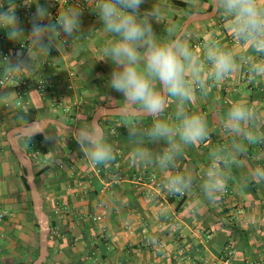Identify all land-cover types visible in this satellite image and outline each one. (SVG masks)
<instances>
[{
    "label": "crops",
    "instance_id": "0c3cea01",
    "mask_svg": "<svg viewBox=\"0 0 264 264\" xmlns=\"http://www.w3.org/2000/svg\"><path fill=\"white\" fill-rule=\"evenodd\" d=\"M184 1L195 8L207 4L204 0ZM12 2L26 36L37 4L47 10L52 6V0ZM0 4L3 5L0 11H7L8 0H0ZM95 7L91 6L87 13L81 15L79 33L71 37L61 34L59 39L53 41L47 56L38 54L31 69L13 74L32 79L38 76L58 78L71 70L72 64H77L74 66L81 69L87 68L92 60L90 56L99 54L100 79L96 81L86 74L81 83L84 92L75 89L72 93L62 94L61 98L68 103L75 97H81L80 94L89 95L92 91L88 102L92 105V98L98 99L95 89H92L97 84V92L102 90L103 94L108 93L113 98L111 95L115 90L109 86V81L114 65L110 60H104L103 53L111 37L104 32ZM152 8L159 9L156 20L152 19V26L160 36H164L168 27H173L184 17L185 10L177 8L173 0H145L141 12ZM222 17L217 14L216 19L197 22L187 31L191 46L195 50L194 45L198 44L201 57L204 45L209 39H214L233 51L237 58V68L231 73L232 89L227 91L220 87V80L211 79L208 81L207 95L197 89L194 99L186 103L189 114L205 117L208 139L184 146L183 154L167 169L144 163L134 165L131 156L135 148L146 147L153 154H159L166 146L163 141H152L143 134L151 127L153 118L106 116L101 121L107 141L113 147L114 161L127 174L149 170L165 177L169 174L191 175L194 178L192 189L183 195H173L163 187L151 198L144 186L127 179L102 193V178L92 172L89 159L81 151V155H75V149L70 150L72 153L65 157L72 160V165L60 158L58 168L50 172L49 182L61 180L59 189L42 188L44 208L47 213L53 212L49 216L50 221L54 220L56 228L63 234L61 241L54 245V257L46 260L47 264H264V181H257L252 176L256 168H264V142L248 144L242 137H236L226 130L223 123L231 104L242 101L253 108L257 115L255 123L249 127L258 134H264V76H254L248 71L250 63L264 60V54L253 52L237 41L228 29L227 19L222 20ZM1 34L0 70H3L6 63L1 51L10 50L19 42L9 41L3 28H0ZM28 50H32L30 44ZM8 59L14 61L12 57ZM44 59L49 65L44 63ZM58 97L43 96L32 86L23 104H18L16 90L11 83L0 86V203L9 211V215L0 220V258L12 255L17 249L20 240L16 235L21 236L19 227L22 224L18 226L20 221L15 220L14 213L19 215L26 212V206L19 207L15 203L19 196L17 176L21 166L17 159L15 161L10 145L7 147L8 140L5 142L4 136L17 122L30 116L25 113L26 109L34 107L44 111L48 104H56ZM176 106L177 101L169 98L167 111L161 114L160 119L177 123ZM114 121L120 133L118 136L108 128ZM130 126L141 130L139 139L143 141L142 144L138 145L129 138L127 128ZM234 139L246 145V154H237L239 165H230L225 169L228 175L226 187L217 194L218 199L209 201L201 188L210 164L209 154L225 146L230 147ZM74 143L79 149L76 140ZM96 180L100 183L98 193L93 183ZM102 208L105 211L103 220L94 221L90 216Z\"/></svg>",
    "mask_w": 264,
    "mask_h": 264
},
{
    "label": "clouds",
    "instance_id": "9594fccd",
    "mask_svg": "<svg viewBox=\"0 0 264 264\" xmlns=\"http://www.w3.org/2000/svg\"><path fill=\"white\" fill-rule=\"evenodd\" d=\"M144 2L97 0L95 12L104 32L111 37L103 48L104 60H110L114 65L109 86L123 96L122 103L109 110L130 119L153 117L151 127L143 134L166 145L159 154H153L146 147H137L132 152L131 162L167 169L183 154L184 146L197 144L209 137L205 117L189 114L186 103L194 99L197 89L207 95L209 80L229 77L237 68V58L233 51L214 39H209L204 45L201 57L200 49L194 50L187 38V28L177 30L174 26L168 27L164 36L157 35L152 19L156 20L159 9L141 12ZM212 3V15L220 14L227 19L228 29L237 41L253 52L264 54V0H212ZM8 5L7 11H0V28L5 29L9 41L20 42L27 38L32 50H27V60L22 52L16 53L15 61L4 58L6 67L0 70V76L4 78L31 69L38 54L47 56L53 41L61 34L71 37L81 30V8L67 7L59 11L52 22L47 8L37 4L26 36L15 15V4L8 0ZM0 8H3L2 4ZM193 15L200 13L193 9ZM46 19L49 22L45 23ZM248 71L254 76H264V60L250 63ZM169 98L177 101V123L160 119L168 107ZM256 119L253 108L242 101H235L228 108L223 123L234 136L255 144L264 142V134H258L249 127ZM127 129L130 139L138 145L143 143L139 139L141 130L134 126ZM72 132L81 152L93 165L108 166L115 160L113 147L107 141L99 120L92 119L72 129ZM246 151V145L234 139L230 147L225 146L209 154L210 164L201 185L209 201L218 199L217 194L225 189L228 180L225 169L239 165L237 154H246ZM252 176L257 181H264V168H256ZM193 179L191 175L169 174L163 187L169 194L183 195L192 189Z\"/></svg>",
    "mask_w": 264,
    "mask_h": 264
},
{
    "label": "built area",
    "instance_id": "2783aa9c",
    "mask_svg": "<svg viewBox=\"0 0 264 264\" xmlns=\"http://www.w3.org/2000/svg\"><path fill=\"white\" fill-rule=\"evenodd\" d=\"M97 0H52V6L48 9L50 13L51 21H55L56 16L59 11H63L67 7H75L81 8L82 14H85L89 11L91 6H96ZM27 14H29V9L27 8ZM48 22V19L44 21ZM3 35H0L2 38ZM29 44L26 41H21L17 44V46L11 48L10 50L1 51V57L9 58L12 57L15 61L16 53L22 52L23 58L25 59L26 51L28 50ZM198 44L194 45L196 49ZM44 63L49 65V62L44 59ZM11 83V85L16 90V97L18 99V104H23L26 100L27 94L32 86L36 88L38 92H40L43 96H59V100H62V94L68 92H74L77 85V74L74 70H68L65 74L61 75L58 78H51L45 76H38L34 79L32 77H25L24 75H10L8 78H4L3 76L0 78V86H5L7 83ZM233 75L230 74L229 77L220 80L219 85L225 90L232 89ZM62 84V88L60 85ZM71 102L64 104L61 102L63 112H65V116L71 115L74 107L79 106V99L77 97L71 99ZM116 123L111 126V131L115 132ZM43 145V144H42ZM41 145L37 142H32L30 147L32 148L33 158L39 163L43 164L44 161H47L46 158L41 154ZM47 162L44 164L46 165ZM89 166L92 172L102 178L103 187L102 193L108 192L111 186L116 184H120L124 180H130L135 184H140L146 188L147 195L151 198L155 197L163 188V185L166 181V177L149 170H140L137 172H133L131 174H127L124 169L116 162L113 161L108 166L105 165H93L89 160ZM180 195V194H178ZM9 215L8 209L0 203V220H3ZM105 216V211L102 208L100 212L93 213L90 217L96 221L101 222ZM54 233H57V228L53 230Z\"/></svg>",
    "mask_w": 264,
    "mask_h": 264
},
{
    "label": "rangeland",
    "instance_id": "374dc122",
    "mask_svg": "<svg viewBox=\"0 0 264 264\" xmlns=\"http://www.w3.org/2000/svg\"><path fill=\"white\" fill-rule=\"evenodd\" d=\"M188 16L187 12L184 11V17H182V19L180 20V22H177L176 25H174V27L177 30H180L183 22L185 21L186 17ZM183 18H185L183 20ZM183 20V21H182ZM188 35V33H187ZM189 37V36H188ZM187 37V38H188ZM90 59H92L89 63V65L87 66V68H79L78 66H74L77 64H72L71 70H74L77 74V77L79 78V83L76 87L77 92H84L85 89H83L82 86V82L85 80V75L89 74L90 78H97L95 79L96 81H98L101 75V71H100V64H99V54H95V55H91ZM62 72V71H59ZM103 74V73H102ZM77 78V79H78ZM89 78V79H90ZM97 85H94V87L92 89H95L94 92H96L95 94L98 95L97 92ZM93 93L92 91H90L89 95H85L84 93L80 94L81 97H79V106L78 107H74L73 112H75V117L77 118H81V114H83L86 119L82 117V122L84 123H88L91 122L90 119H88V116H92L93 112L95 111V109L101 104L98 103H94L92 105H89L88 102H90V96H92ZM113 98H111L110 101H116V96L123 98L122 94L117 93L116 91L113 92V94L111 95ZM58 97V96H57ZM99 97V95H98ZM60 98V97H59ZM100 101H102L103 97H99ZM110 99V98H109ZM110 101L107 103V105H110ZM61 102L64 104H67V101H57L56 104H48L44 110V114H46L47 116H52L55 117V115H59L61 120H63V118L65 117V112H63L62 109V105ZM110 103V104H109ZM86 114V115H85ZM39 115V113H38ZM67 116H69L68 114H66ZM31 117V116H29ZM79 120V121H80ZM85 120V121H84ZM78 121V120H75ZM77 126V125H75ZM45 144H49V152L47 153V155H45V158L47 161H44L43 164H38L39 166H43L46 162L47 164L50 166V169L48 171L47 174L44 175L42 180V184L43 182L46 180L47 182H49V179L51 177L50 172H54L56 170V167L58 166V161L60 158H66L65 156H67L70 152V147L71 146H76L74 143V133L72 132V130H67V129H58V128H54L53 126H49L45 131ZM80 154L79 149H75V155ZM74 154L72 155V157L75 156ZM34 163V162H33ZM58 168V167H57ZM22 171V170H20ZM17 182L21 188V194L17 197L16 202L17 206L23 207V206H28L27 201H23V197L21 198V196H25V189L23 187V185L20 182L19 177L17 176ZM45 184L42 185V188H45ZM43 190L41 189V192ZM24 194V195H23ZM29 194V193H28ZM26 197V196H25ZM29 197V196H28ZM7 208V207H6ZM27 208V207H25ZM15 214V220H19L20 224H22L19 229L21 230L22 233L21 236H18V239L20 240V243L17 247V249H15V251L13 252L12 255H8V256H4L2 258H0V263L2 264H13L18 260H24L25 262H29L34 260L37 255H38V251H39V233H38V227L37 229L35 228L33 221H28L25 218L21 217V214L18 215L17 212L14 213Z\"/></svg>",
    "mask_w": 264,
    "mask_h": 264
},
{
    "label": "water",
    "instance_id": "95a60500",
    "mask_svg": "<svg viewBox=\"0 0 264 264\" xmlns=\"http://www.w3.org/2000/svg\"><path fill=\"white\" fill-rule=\"evenodd\" d=\"M212 8H213V3H212ZM212 8L209 11H198L200 15H193V12L190 13L183 22L180 30L187 28L188 31L189 26L194 22L207 21L217 16V14L212 15ZM118 106L119 105L100 104L93 112L91 116V120L96 119L99 120L100 122V120L106 116H121L118 115L117 112L109 110L111 108H115ZM142 117H147V116H142ZM29 124L32 125L29 126ZM52 125H56L61 127L62 129H67V130L78 128V126L67 124L66 122H64L59 118H55L52 116H44L38 119H34L18 124L10 128L6 134L10 148L13 154L15 155L16 159L18 160L21 168L23 169V174L26 178V183L29 187V196L32 203V213L38 224V233H39V251L37 257L29 262L13 263V264H44L47 260L49 234L51 230L50 218L44 208V198L42 196V193L37 185V182L35 181L33 160L29 155V153L21 145L20 139L36 136L40 133H43L49 126Z\"/></svg>",
    "mask_w": 264,
    "mask_h": 264
},
{
    "label": "trees",
    "instance_id": "16d2710c",
    "mask_svg": "<svg viewBox=\"0 0 264 264\" xmlns=\"http://www.w3.org/2000/svg\"><path fill=\"white\" fill-rule=\"evenodd\" d=\"M204 1H206L207 2V4L205 5V6H202V7H200V8H195V7H193L192 5H191V3L190 2H188V1H184V0H173V4L177 7V8H180V9H184L186 12H187V14L189 15L190 13H192L193 12V9H195L196 11H209L211 8H212V2H211V0H204ZM216 17V16H215ZM214 17V19H216ZM185 18H183V20H184ZM213 19V18H212ZM224 19H226V18H224V17H222V20H224ZM182 20V21H183ZM210 20H207V21H204V22H209ZM197 22H194L193 24H191L190 26H189V28H191L192 26H194L195 24H196ZM189 28H188V30H189ZM26 42H27V44H29L28 43V40H26ZM95 79H97V78H95ZM99 93H98V95H99V97L101 96V97H103L102 98V101H100L99 99V97H98V99L97 98H95V99H93L92 98V100L94 101V103H98V101H99V103H102V104H107L110 100H111V98H110V94H103V92H102V90H99L98 91ZM110 98V99H109ZM87 99H90V98H87ZM122 100H123V98H120V97H117L116 96V101L114 100H112V101H110V105H120L121 103H122ZM166 111H167V109H166ZM165 111V112H166ZM25 113H29L30 114V116L31 117H27V118H25L24 120H22V121H19V122H17L15 125H18V124H21L22 122H27V121H30V120H34V119H38V118H41V117H44V116H46V114H44V111L43 110H38V108H28V109H26L25 110ZM38 113H39V115H38ZM82 117H83V119L85 118L86 119V117L83 115V114H81V120H82ZM113 117H117V118H126V117H124V116H113ZM55 118H60V116L59 115H55ZM75 114L74 113H72L71 115H69V116H65L64 118H63V121L64 122H66L67 124H70V125H75V123H76V121H75ZM105 117H103L101 120H100V122L104 119ZM137 118H144V119H152L153 117H151V116H147V117H137ZM136 118V119H137ZM79 119V120H80ZM88 119H90L91 120V115L90 116H88ZM77 121V126L78 127H81V126H83L84 124H86V123H84V122H82L81 120L80 121ZM116 122L114 121V122H111V125H109V131H111V126L113 125V124H115ZM54 128H58V129H61L62 130V128L61 127H59V126H56V125H52ZM45 132H43V133H40V134H38V135H36V136H31V137H27V138H21L20 139V143H21V145L23 146V148L29 153V155L32 157V159H33V162H34V171H35V181L37 182V185H38V187H39V189H40V191H41V189H42V185L43 184H45V185H47V187H48V189L50 188V189H53V190H58L59 189V186H60V183H61V180H57V181H54V182H47L46 180L43 182V184H42V180H44L43 179V177H44V175L45 174H47L48 173V171H49V169H50V166L48 165V164H46V165H43V166H39L38 164L39 163H37L35 160H34V158H33V153H32V148L30 147V144L32 143V142H37L38 144H40L41 146V154L45 157V155H47V153L49 152V144H45V134H44ZM112 134L113 135H116V136H118L120 133H119V131L118 130H116L115 132H112ZM4 141L5 142H7V139H6V136H4ZM43 144V145H42ZM7 147L9 148V144H8V142H7ZM76 147L77 146H71L69 149L70 150H74V149H76ZM79 148V147H78ZM11 151V150H10ZM81 150H80V148H79V152H80ZM11 153H12V151H11ZM82 153L80 152V154L79 155H81ZM12 155H13V157L15 158V161H17L16 160V157L14 156V154L12 153ZM65 162H67V163H71V165H72V160H70V159H67V158H64L63 159ZM17 163H18V161H17ZM112 163V162H111ZM20 170H22V171H20ZM18 177H19V179H20V182H21V184L23 185V187H24V189H25V191H26V193H25V196H21V198L23 197V201H27V204H28V206H26L27 208H26V212H23L22 214H21V217L22 218H25L26 220H28V221H33V224H34V226H35V228L37 229V227H38V224H37V222H36V220H35V218H34V215H33V213H32V203H31V200H30V196H29V187H28V185H27V183H26V178H25V176H24V174H23V169L20 167V169H19V174H18ZM62 177H60L59 179H61ZM50 183V184H49ZM94 183V185H95V191H96V193H98V190H99V186H100V183H99V181L98 180H96V181H94L93 182ZM98 185V186H97ZM20 187V186H19ZM16 193V192H15ZM17 193H19V195L22 193L21 192V188H19V190H17ZM42 193V196L44 197V192L42 191L41 192ZM22 195V194H21ZM24 195V194H23ZM29 196V197H28ZM20 207V206H19ZM53 214V212L52 211H48V215L49 216H51ZM21 224L19 223L18 224V226H20ZM56 226H57V223L54 221V220H51L50 221V227H51V230H50V234H49V243H48V256H47V261L49 260V259H52L53 257H54V252H53V249H54V245H55V243H57L58 241L60 242L61 241V237L63 236V234H62V232H61V230L59 229V228H57V233H54L53 232V230L56 228ZM47 261L44 263V264H47ZM23 262H25L24 260H18V261H16L15 263H23Z\"/></svg>",
    "mask_w": 264,
    "mask_h": 264
}]
</instances>
